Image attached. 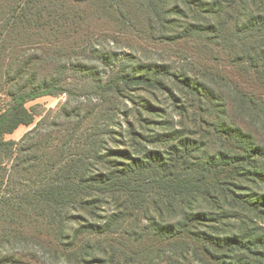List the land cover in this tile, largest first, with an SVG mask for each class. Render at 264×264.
Returning a JSON list of instances; mask_svg holds the SVG:
<instances>
[{
  "label": "trees",
  "instance_id": "trees-1",
  "mask_svg": "<svg viewBox=\"0 0 264 264\" xmlns=\"http://www.w3.org/2000/svg\"><path fill=\"white\" fill-rule=\"evenodd\" d=\"M167 1L0 0V85L12 88L0 113V264H264V226L247 217L264 213V195L239 189L242 179L264 184V0H175L172 10L195 5L206 15V25L175 37L195 44L201 80H178L194 100L201 132L211 131L223 148L220 158L198 166L176 153L175 162L158 152L134 158L115 136L122 145L102 151L104 141L80 133L94 114L67 111L71 101L61 120L77 119L76 127L48 113L20 142L4 141L35 123L30 101L72 94L67 82L49 80L53 70L64 73L69 59L103 35L132 30L154 39L170 13ZM164 75L121 71L94 90L106 109L129 87L164 91ZM104 197L120 211L89 220ZM72 221L80 222L68 234Z\"/></svg>",
  "mask_w": 264,
  "mask_h": 264
},
{
  "label": "rangeland",
  "instance_id": "rangeland-1",
  "mask_svg": "<svg viewBox=\"0 0 264 264\" xmlns=\"http://www.w3.org/2000/svg\"><path fill=\"white\" fill-rule=\"evenodd\" d=\"M167 2L170 13L163 23L157 26L158 30L155 32L154 39H150L149 35L138 34L132 30H124L123 33L115 34L113 37L103 35L81 49L78 56L69 59L70 68L64 73L61 74V69L53 70V75L50 74L51 76L48 77L49 80L67 82L66 86L72 94L56 97L46 96L30 101L27 108L36 114L35 123L31 126H21L15 133L6 135L4 141L20 142L48 113H51V120L59 117L56 124L76 127L79 122L77 119H73L71 124L61 120L64 114V105L71 101L67 111H72V109L80 111L84 119L90 118L91 113L94 114L93 119H96V122L93 121L91 129L89 123H86L80 133L88 132L94 135L96 140L104 141L102 148H99L102 151L122 145L112 141L115 136L122 139L125 144L120 148L129 149L134 158L143 159L150 152H158L167 159L172 158L173 161L176 153L180 158H186L188 164L198 166L211 160V156L219 157L223 148L215 135L213 139L210 137L211 131L204 129L201 132L199 113L196 111L194 100L178 80H201L199 79L200 72H204V69L201 68L202 58L196 51L195 44L188 45L175 37L181 36L185 28L191 24L206 25L204 19L206 15L199 12L195 5L184 7L181 3L180 8L185 11L175 10L173 13L172 10L176 7L175 0ZM191 37L202 40L204 43L203 39L211 40L212 38V36L199 35H191ZM217 40L215 39L214 43ZM74 65H79L80 70L79 68L74 70ZM156 70L169 72V75L163 76L167 84L164 91L129 87L123 93V97L113 100L114 102L112 101L104 109L105 101L102 102V98H99L94 90L97 83L110 82L121 71L139 76L153 73ZM86 71L89 74L82 73ZM11 89L10 85L5 87L0 85V113L11 102L8 95ZM113 97L112 95V99ZM105 133L107 136H104ZM209 140L214 142L213 146ZM82 147V145L79 146L80 149ZM185 147L187 150H184ZM4 167L9 169L10 163L4 164ZM94 168L98 169L99 167L94 165ZM240 182L239 189L244 194L252 193L255 197L258 194V196L264 195V184L259 181L250 179L244 181L242 179ZM101 200L104 203L102 210L97 211L95 216H88L89 220L104 221L107 216L120 211V204L113 198L104 197ZM262 210L264 212V209ZM215 211L217 212L218 209ZM247 217L250 220H261L258 226H264V213L257 215L248 212ZM79 222H70L67 233L73 234ZM247 225L252 226L249 222ZM101 242L105 247L108 246L106 240L102 239ZM112 257L113 254L110 253L107 260L110 261ZM96 258L104 259L105 256L100 253ZM115 261L117 262L118 259L115 258ZM49 264L68 263L53 260Z\"/></svg>",
  "mask_w": 264,
  "mask_h": 264
}]
</instances>
